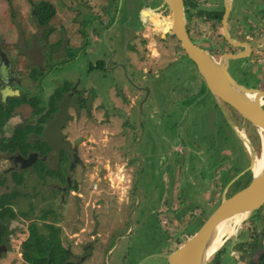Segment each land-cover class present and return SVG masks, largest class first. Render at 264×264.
Here are the masks:
<instances>
[{
  "label": "rangeland",
  "instance_id": "obj_1",
  "mask_svg": "<svg viewBox=\"0 0 264 264\" xmlns=\"http://www.w3.org/2000/svg\"><path fill=\"white\" fill-rule=\"evenodd\" d=\"M14 1L16 4L28 2V0H11V2ZM82 1L68 0L70 7L73 6V3H79L80 7L84 8L85 5L81 3ZM0 2L5 5L7 0H0ZM2 6H0V18L2 19L0 32L10 41L14 39L17 27L16 24L9 22V19L12 21V18ZM69 6L67 7V14L64 8V14L59 11L62 8L57 11L64 20L71 21V23L63 21V29L61 28V32L57 34L64 36V38L67 36L68 42L71 41L72 43V41L74 42L72 31L76 30L77 36L83 34L81 31L84 23H80L81 20L78 19ZM99 17L95 22L98 32L111 24L110 22H103L102 19L99 20ZM21 21L24 24L23 33L28 34V23L31 27L34 22L28 21V15ZM87 22H89V19H87ZM117 25L107 36L113 45V49L116 50V56H118V59L123 60L124 54L122 52L118 53L121 35L114 36V30H120ZM32 31L39 35L41 27L35 28L33 26ZM103 37L104 39L97 44L93 54L91 53L86 57H83L82 49L65 48L61 58L62 60L68 58L70 63L64 65L63 69L66 70L63 74L68 73V76L73 77L77 72L83 70L81 80L90 81L95 86L98 95L103 99V106L112 114L124 119L123 128L126 127V130L123 129L121 133L119 131L118 134L114 135V139L118 140L116 143L114 142L115 144L111 145L108 142L106 146L99 144L94 148V143L88 140L91 138L90 134L94 131V128H97L96 132H98L95 137L103 139L104 133L99 130L104 131L105 128L112 127L111 124H107L110 118L105 122L101 113L92 114L91 112L89 119L93 124L88 126L83 118L87 111L81 108L79 119L70 121L65 130L66 136L75 138L79 143L78 155L85 164V167L77 165L76 173L69 175L70 183L72 186L75 183L76 188L74 191L76 193L82 192L81 183L84 178V189L90 185L89 190H91L95 184V182L90 183L89 181L91 171L93 170L94 175L97 177H101L103 174L106 175L107 170L110 171V166L107 170L104 166L107 162L102 157L96 158V153L101 156L105 155L109 161L113 159L116 168H114L115 164L112 163L111 176L113 179L116 178L117 181H122L123 177V171H121L124 165L121 163L123 162V153L124 157L128 156L130 160L135 158L136 160H131L130 165H128V167L133 166V170L130 169L133 175L136 169L135 174L136 177L138 176L134 187L135 191L131 193L133 197L130 206H118L115 203V198L112 197L114 203L110 202L108 205L109 213L104 226L110 234L109 236L101 235L96 238L97 241L108 238L107 247L114 245V251L110 255L103 253L97 264H167V255L175 249L176 239L185 240L187 236H190L201 226L208 214L220 201L225 186L233 178L232 175L235 176L239 169L243 170L247 167L248 152L245 147L241 148L235 131L227 126L219 109L215 108L212 94L203 81L199 79L201 77L194 64L185 55L184 62H178L182 52L170 53L163 49L161 38L158 39L156 35L152 34L149 37L146 36L147 38L140 43L136 50L138 51L136 53L137 57L135 54L134 56L140 60H149L150 64L139 67L140 75H136L132 74L129 66L114 68L112 62V65H109L108 61L111 59L112 50L105 41L104 33ZM96 39H100L99 35ZM1 41L2 38H0ZM156 42H158L157 46L151 47ZM19 43H21L20 38ZM148 47L151 50L149 56L147 55L149 52ZM107 55L109 57L105 61L104 70L94 69L93 72L86 70L87 59H103V56L106 57ZM75 56L77 57L75 58ZM130 58V62L135 61L132 55H130ZM83 60L85 62L81 63ZM140 68H143V70H140ZM238 74L239 72L235 71L233 75L240 80ZM195 78L197 84L193 83L196 81H194ZM137 81L140 85H146L149 89L148 95L145 92L142 101L138 105L136 99L139 98L135 95L136 91L131 89H136L135 84ZM57 82L55 81L56 84ZM122 86H126L128 89L123 90V96H117L118 91L114 89ZM112 90H114L112 93L116 97L112 98ZM84 92L86 93V90ZM82 98H85L84 95ZM121 99L124 100L123 106H127V111L130 112L127 115L124 108V110L117 108L123 103L120 102ZM211 104L215 107H212ZM22 112L26 115L28 109ZM11 119L3 126L0 136H7L5 132H9L11 128ZM118 123H121L120 120ZM242 126L243 131L241 130V132L247 137L249 136L254 142L255 154L259 156L260 136L258 130L247 122H243ZM115 150L119 154L115 155ZM117 163L121 164L119 169ZM64 164H66V161ZM7 165L8 162L0 156V172ZM48 168L51 171L56 170L55 159H48ZM57 169L64 174L63 162ZM1 175L3 173H0ZM63 176L65 177V175ZM44 177L40 180L33 174L24 172L20 184H16L15 180L11 181L9 179L7 182L9 184L5 188L0 187V193L16 190L22 196H28V199L22 196L21 198L18 197L14 203L15 209L18 208V210L24 211L26 216L30 214V218H34L33 220L37 222L40 219L38 216L44 212L47 214L46 218L54 220L57 217L56 205L62 207L63 202L60 197L62 192L60 194L55 192L53 183L64 187V180L61 181L58 176L44 175ZM246 178L247 176L244 177V180L241 179L233 183L226 191L227 195H231L242 188L246 184L244 183L247 181ZM99 184L98 182L97 186ZM173 189H176V191L173 192ZM85 192L87 195L90 193ZM63 199L65 206L60 210L58 216H63L66 219L65 216L68 211L69 218L66 219L68 227L64 226V223L60 224V238L61 242L71 249L73 241L76 240L73 233L78 231L76 228H79V224L78 226L74 224L77 221L74 212V210L77 211V207L74 208L73 206L74 209L70 207L71 204L73 205L71 193L65 194ZM174 201L175 204H173ZM48 203L54 207L51 205L46 206ZM82 205L85 206L86 204L81 203ZM29 206L33 209L28 208ZM161 206L162 209L158 210ZM63 211L64 215H62ZM29 220L28 217L24 218L20 215L9 226L12 232L8 233V237L11 239V247L17 257H19L17 247L19 242L28 236L27 225ZM10 233L11 235H9ZM232 235L234 234L232 233ZM83 237H87V235H83ZM240 237L242 238L243 234ZM230 247L231 244L229 243L224 246V254L220 258V264H234L229 253ZM213 255L207 260L208 264L212 261ZM9 260L10 253H7V255L0 257V264H12ZM21 261L20 264H23Z\"/></svg>",
  "mask_w": 264,
  "mask_h": 264
},
{
  "label": "flooded vegetation",
  "instance_id": "obj_2",
  "mask_svg": "<svg viewBox=\"0 0 264 264\" xmlns=\"http://www.w3.org/2000/svg\"><path fill=\"white\" fill-rule=\"evenodd\" d=\"M81 3L85 5L84 8L80 7L79 3H73V6L69 7L76 14L78 19L81 20L80 23H84L83 30L81 28L79 29L80 31L82 30L81 32L83 34L77 36L76 30H73L74 42H68L67 36H65V38L64 36H61L59 43H55L53 39L59 37L57 34L59 31L57 29L52 31L53 29L50 25L48 28L47 24H40V20L35 11L37 8V1L28 0L27 3L16 4L15 1L11 2V0H7L5 5L0 2V6L3 5L2 8L12 18V21H14L17 27L16 35L14 39H11L10 41L0 32V38H2V41L0 42V102L3 103L5 107L13 105L9 118L3 125L5 126V124L12 118L10 121L11 128L9 132H5L7 133V136H0V156L8 162L7 167L0 172L3 173V175L0 176V187L3 186L5 188V186L9 184L7 183L9 179L11 181L15 180L14 182L16 184H20L24 172L33 174L37 179H43L44 175L47 174L44 169L38 167L39 161L40 163H43L46 170H49L48 159L56 160L55 169L59 168L63 162L65 175L63 181L64 187L57 186L53 183V186H55L53 189L56 190L55 192H58L59 194L62 192L60 195L61 201L63 202L62 207L56 205L57 217H55L54 220L49 218V221L47 218L45 221L46 223L47 221L48 223H52L54 227L59 228V230L61 225L59 223L60 216L58 215L65 204L63 199L64 195L70 194V192L74 191L76 188L75 183L73 186L71 185L69 175L71 173H76L75 169L77 165L85 167V164L83 162L75 163L74 166L71 167L65 152L61 149L58 151L54 150L49 143L48 138L43 135V133L51 127V123L55 119L62 105H66V111L70 117L65 126L61 128V132L63 138L70 142V147L77 149L78 153L79 143L75 138L73 139L72 137L66 136L65 130L70 121L73 119H79L81 116L79 113L81 108H84L87 111L86 115H83V118L88 126L93 124L89 119L91 112L92 114L96 112L101 113L105 122L112 115V113L103 106V99L98 95L95 86H93L90 81L81 80L83 70L77 72L73 77L68 76V73L63 74L66 70L63 69L64 65L70 63L68 58H65V60H62L61 58L65 48L82 49L84 53L83 57H86L91 53L93 54L97 44L104 39V33L105 41L112 50L111 59L108 61L109 65H112V62L114 68L129 66L132 70V74L134 73L136 75H140V72L138 71L139 67L144 64H150L149 60L144 61L136 58V53H138L136 50L140 43L151 34L156 35L158 39L161 38L160 41L163 42V49L168 52H182L178 62H184V55L187 57L181 47L180 41L171 31V11L168 4L163 0H88L87 2L83 0ZM182 3L184 11V27L189 39L195 45L205 50L216 62L224 61L229 74L237 83L246 88L258 90V92L252 93L259 95V99L264 108V0H182ZM27 15L28 21L34 23L31 27L28 23L29 33L24 34V31L22 30L24 24L21 19H24ZM98 17L99 20L102 19L103 22L106 21L107 23H111L99 32L95 27V22ZM87 19H89V22H87ZM116 25L120 27V30H114V36L118 37L119 34L121 35V44L118 53L122 52L124 54V57L122 58L123 60L118 59V56H116V50L113 49V45L110 43L107 36L111 30L115 29ZM33 26H35V28L39 26L41 27L39 35H36L34 31H32ZM166 26L168 29H166ZM47 28L48 31H46ZM107 29H109V31H107ZM147 32L148 34H146ZM96 35H99V40L96 39ZM19 38L21 43H19ZM157 44L158 42L151 45V47L157 46ZM150 52L151 50L149 49V52L147 53L148 56L151 55ZM129 54L135 58L134 62H130L131 58ZM76 57L77 56H75V58ZM108 57L109 55L106 57L103 56V59H87V63L85 64L86 70L92 72L94 69L104 70L105 61ZM190 61L195 66V63L192 60ZM84 62L85 60L81 63ZM140 70H143V68H140ZM235 71L239 72L238 75L240 80L233 75L235 74ZM200 77L201 78L199 79H201L206 85L201 75ZM55 81H58L57 84ZM135 88L136 89H131L136 91L135 95L139 98L136 99L138 105L139 102L142 101L144 93L146 92L148 95L149 89L146 85H140L138 81L135 84ZM127 89L126 86H122L120 88L116 87L114 90L118 91L117 96H123V90ZM85 90L86 93L84 92ZM114 90H112L111 93ZM137 91L139 92L138 94ZM83 95L85 98H82ZM113 97L116 96L113 94L112 98ZM30 99L36 101V107L38 109L37 113L34 112L36 107H33L29 103ZM120 102L123 103L117 108L119 110H124V100L121 99ZM214 102L216 107L211 104L212 107L219 109L224 118V122L230 128L231 125L226 120L222 110L215 100ZM224 107L239 129H243V122L251 124L242 118L241 115L229 105L224 103ZM25 109H28L26 115L22 112ZM14 119L15 121H13ZM254 127L258 129V127ZM232 129L233 128L231 127V130ZM17 130L19 132H25L27 144L30 142L32 145L37 141H40L41 149L33 150L28 148V145L23 149L14 148L13 150H11L10 147H1V140L9 139V137ZM1 131H3V128L0 132ZM237 139L241 148H246L244 142L239 137ZM247 139L253 146L254 142L249 136ZM65 161L67 165L64 164ZM108 164H110L109 160ZM247 172L241 175L239 177L240 179L238 178L239 181L241 179L244 180L243 177H246L244 175H246ZM66 173L68 174L66 175ZM135 173L136 169L134 170V174ZM17 174L21 176L20 182H16L15 176ZM235 181L228 186L227 190ZM98 182L101 185L102 180L99 179L96 182V187L93 189L95 191L101 190L100 185L97 186ZM88 188L89 187H86V191L90 192V188ZM11 192L12 191L2 192L0 193V196L7 195ZM16 193L17 197L14 198V201L12 200L10 204L5 205L11 207L14 212H19L21 210H18V208L15 209L14 203L18 197L21 198L22 194L18 191H16ZM91 193H89V195H92ZM76 195L77 194L73 195V206L75 208L77 207L76 212L78 213L79 218L75 217V220L77 221L74 222V224L75 226H78V224L80 226L85 223L86 218H80V215L85 212V217H88L91 223L92 228L90 231L93 239L84 243L82 247L83 252L79 255L72 256L70 261L72 264H88L89 262L87 259L92 256L91 252L94 244L98 242L96 238L100 237L99 228L106 225V220H103V217L108 216V205L103 204V200L99 198L96 200L88 199L89 202L87 205L81 206L79 204L80 200L79 202L78 200L76 201ZM22 197L28 199V196ZM48 205L54 207L50 203L46 206ZM62 215H64V211L62 212ZM18 216L20 215L9 220L7 233L5 228H3L5 229L3 232H0V257L10 253L9 261H11L12 264L18 262L19 259L25 264L26 262H24L25 260L23 259L21 246L28 236L21 240L17 246L19 257L14 253V249L11 247V239L8 237V233L12 232V229H10L9 226L12 225V222ZM33 219L34 218H30L29 221ZM78 219H80L81 222H79L80 220ZM95 219L97 220V227L94 233ZM37 224L38 226L43 227V220L39 219ZM76 229L79 230V228ZM77 232L78 231H75L73 234ZM233 234L234 235L228 237L218 251L215 252L213 259L209 264H220V258L224 254L223 249L227 243L231 244L229 253L233 259V263L247 264L248 257L246 256L257 247L261 235L262 240L264 241V206L260 207L255 213L246 216L239 226L236 227V231ZM241 234H243L242 238L240 237ZM9 235H11V233ZM177 246L176 243L175 248ZM241 254H243L244 261L241 259ZM20 261L17 264H20ZM262 261H264V259H262ZM206 264L208 263L206 262Z\"/></svg>",
  "mask_w": 264,
  "mask_h": 264
},
{
  "label": "water",
  "instance_id": "obj_3",
  "mask_svg": "<svg viewBox=\"0 0 264 264\" xmlns=\"http://www.w3.org/2000/svg\"><path fill=\"white\" fill-rule=\"evenodd\" d=\"M171 11V31L180 41L181 47L187 57L195 63L198 73L204 79L206 86L214 100L222 110L226 120L231 125L236 135L244 142L249 154L248 166L238 172L234 178L229 181L219 203L212 209L201 226L185 240L176 239L177 247L167 255V264H206L222 244L232 234L223 236L221 245L214 251L210 247L214 241L218 225L232 218L235 215H244L240 223L249 214L255 213L260 207L264 206V165L258 173L253 170L255 158L257 157L254 147L249 142L241 129L234 123L227 113L224 103L236 110L242 118L258 127L264 132V108L259 99V95L252 92H258L256 89L246 88L237 83L229 74L226 64L216 62L205 50L195 45L188 37L184 27V11L182 0H163ZM166 29L168 27L166 26ZM142 105V104H141ZM70 115L66 111V105H62L51 127L43 133L48 138L52 148L56 151L63 150L68 157L70 166L75 163H82L77 149L70 147V142L63 138L61 128L68 121ZM247 171L251 172V179L231 195H227L228 186ZM84 178L81 187L84 189ZM239 223V224H240ZM239 224L235 225L236 227ZM97 227L95 219L94 233ZM235 233V232H234ZM247 264H260L264 259V241L262 235L257 243V247L247 254ZM255 258V259H254ZM241 259L244 261L243 254Z\"/></svg>",
  "mask_w": 264,
  "mask_h": 264
},
{
  "label": "trees",
  "instance_id": "obj_4",
  "mask_svg": "<svg viewBox=\"0 0 264 264\" xmlns=\"http://www.w3.org/2000/svg\"><path fill=\"white\" fill-rule=\"evenodd\" d=\"M34 1H37V8L35 9V11L37 17L40 20L39 21L40 24H47L48 28L50 25L53 29L52 31H55V29H57L59 32H61L62 30L61 28H63V24H62L63 21L65 23H71V21L63 20L60 14L57 12L60 8H62V10L60 9L59 11H62V13L64 14L63 11L64 8L67 14V7L69 6L68 0H54V1L34 0ZM1 21L2 19L0 18V23ZM9 22L14 23V21H11V19H9ZM48 28L46 31H48ZM60 39L61 36L59 34V37L54 38L53 41L55 43H59ZM29 103L33 107L34 106L36 107L35 100L30 99ZM12 107L13 105L9 107L7 106L5 107V105L0 102V130L3 128L4 123L8 120ZM37 110L38 109L36 107L34 109V112L37 113ZM17 131L14 132L13 135L9 137V139L6 140L2 139L1 147L3 148L10 147L11 150H13L14 148L23 149L28 145V148H31L33 150L41 149L40 141H37L35 144L32 145L30 142L27 144L25 132L23 131L17 132ZM38 163H39L38 167L40 169H44L47 175L51 177L58 176L61 181L64 180V176H63L64 174L58 169L52 171L46 170L44 168L43 163H40V161ZM244 176H247V181L245 182L247 183L251 179V173L247 172V174ZM15 179L16 182H20L21 176L17 174L15 176ZM239 179L236 180L235 182L239 181ZM16 197H17L16 191H12L7 195L0 196V232L1 231L3 232V230L6 229V233H7L9 220L17 215H21L24 218L28 217V219H30V214L26 216V213L24 211L14 212L13 209H11V207L5 205V204H10L12 200L14 201V198ZM29 208L31 209L32 207ZM38 217L41 220H43V227L38 226L37 221L34 220L29 221L27 225V229L29 232L28 237L23 241L21 246L23 259L26 262L25 264H72L71 261L69 260L70 259L69 249L63 247V245L61 244L59 228H55L52 223L45 222L47 219L46 218L47 214L45 212ZM260 264H264V261H262Z\"/></svg>",
  "mask_w": 264,
  "mask_h": 264
},
{
  "label": "crops",
  "instance_id": "obj_5",
  "mask_svg": "<svg viewBox=\"0 0 264 264\" xmlns=\"http://www.w3.org/2000/svg\"><path fill=\"white\" fill-rule=\"evenodd\" d=\"M194 81L195 82H193V83H196L197 82V79L195 78ZM124 109L126 111L125 112L126 115L128 113H130V112L127 111V109H128L127 106L126 107L124 106ZM109 118H110V121L107 124H111L112 127H109L108 129L105 128L104 131L99 130L101 133L102 132L104 133V138L103 139L102 138H99L98 139L97 137H95L97 135V132H98V131L96 132L97 128H94L93 129L96 133L94 131L90 130V131H92V133L90 134L91 138H89L88 140L89 141H92V143H94V148H96L97 146H99V144H102V145L104 144L106 146L108 142H110L111 145L114 142L116 143V141H118V140L117 139L116 140L114 139V135L115 134H118L119 131H120L119 133H121L123 131V129L126 130V127L123 128L124 119L122 117H119L116 114H112ZM119 120H120L121 123H118ZM121 152L122 151L120 150V153ZM117 154H119V153H118L117 150H115V155H117ZM98 155H100V154H97V153L95 154L96 158H101L102 157V159L105 162L108 163V160L109 159H107V157L105 155H102V156L101 155L98 156ZM131 160L128 158V156L127 157L126 156L124 157V153H123V162H121V163L124 164L122 166V170H121V171H123L122 181H117L116 178L113 179V177L111 176V170H112L111 167L113 165L112 163L115 164V167L114 168H116V163L113 161V159H110V164L107 165V163H106V165H104V166H106V170L108 169V166H110L109 167L110 171L108 172V170H107L106 171V175L103 174V176H101V177L98 176L97 177V176L94 175L95 172H93V170L89 174L90 175V177H89L90 183H94V182L96 183L99 179L102 180V184L101 185L99 184L101 190H97V191L92 190V189L89 190L90 193L91 192H94V193H91L92 195H87L86 192H85L86 189H83L82 192L79 191L78 193H76L75 191H71L70 193L72 194V198L74 197L73 196L74 194H77L76 195L77 196L76 197V201L78 200V202H79V200H80V202H79L80 205H81V203L87 205V203L89 202L88 199H90V200H94L95 199L96 200V199H99V198L103 200V204L109 205L110 202H113L114 203V201L112 199V197H114L115 198V203L118 206L126 205V206L129 207L130 206V203H131V199L133 197V196H131V193L135 191L134 187L136 186L137 177H138V176L136 177V174L133 175L131 173L132 172L131 170H133V166L131 165L132 167H128V165H130V163H131L130 162ZM134 160H136V159L133 158V161ZM120 166H121V164H118V169L120 168ZM240 170L241 169H239L238 171H240ZM232 176L234 178V174ZM89 188H90V185H89ZM174 191H176V189H173V192ZM173 204H175V201L173 202ZM64 206H65V204H64ZM70 207L73 208V205L71 204ZM95 209H98V208H95ZM159 209H162V206L160 208H158V210ZM74 212H75L76 218H79L78 213L75 210H74ZM133 212H134V210H133ZM133 212H132V214H133ZM85 215H86L85 212H83V214L80 215V218H83V217L86 218L85 219V223L79 226V230H78L77 233L73 234V236L75 237L76 240L73 241V244H72L71 249L68 246H65L61 242V244L63 245V247H66V248L69 249V252H70L69 258L70 259L72 258V256L81 254L83 252V250H82L83 244L86 243L87 241L93 239V236L91 235V231H90L92 227H91V225H89L90 224V220H89L88 217H85ZM65 217H66V219L69 218V212L68 211H67ZM106 217H103V220H106L107 219ZM66 219H64V217L63 218L62 217H59V223L60 224L61 223H64V226H67ZM48 221H49V219H48ZM48 221H47V223H48ZM133 227H134V225L132 226V228ZM92 234H93V232H92ZM99 234H100V236L101 235H103V236L104 235H108L109 236L110 233H108V229L107 228L105 229L104 227H100ZM59 235H60V233H59ZM83 235H87V237H83ZM107 239L108 238H105V239L103 238L102 240H100V241H98V242H96L94 244L93 250L91 252L92 253V256L87 259L88 262H89L88 264H97L100 261L101 257L103 256V253L110 255L114 251V247H115L114 245L107 247L108 246L107 245ZM60 240H61V238H60Z\"/></svg>",
  "mask_w": 264,
  "mask_h": 264
},
{
  "label": "bare ground",
  "instance_id": "obj_6",
  "mask_svg": "<svg viewBox=\"0 0 264 264\" xmlns=\"http://www.w3.org/2000/svg\"><path fill=\"white\" fill-rule=\"evenodd\" d=\"M260 136V155L255 158L253 170L255 173H258L262 165H264V132L261 129H257ZM244 215H235L230 219H227L221 222L217 229L214 241L210 247L211 251L216 250L222 243L223 236L232 234L235 232V225L239 224L243 219Z\"/></svg>",
  "mask_w": 264,
  "mask_h": 264
},
{
  "label": "built area",
  "instance_id": "obj_7",
  "mask_svg": "<svg viewBox=\"0 0 264 264\" xmlns=\"http://www.w3.org/2000/svg\"><path fill=\"white\" fill-rule=\"evenodd\" d=\"M96 187V183L94 184V186L92 187V189H94Z\"/></svg>",
  "mask_w": 264,
  "mask_h": 264
}]
</instances>
